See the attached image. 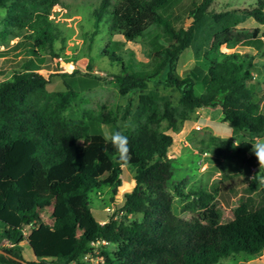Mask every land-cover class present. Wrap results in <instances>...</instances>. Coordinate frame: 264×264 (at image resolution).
I'll list each match as a JSON object with an SVG mask.
<instances>
[{
    "label": "trees",
    "instance_id": "1",
    "mask_svg": "<svg viewBox=\"0 0 264 264\" xmlns=\"http://www.w3.org/2000/svg\"><path fill=\"white\" fill-rule=\"evenodd\" d=\"M170 1L99 0L94 11L91 34L99 30L100 22L108 34L117 33L125 40L147 34V61L133 60L130 51L124 57L117 41L105 43L99 50L118 65L112 77L117 92L126 98L118 114L126 120L122 126L116 113H93L81 106V97L67 82L62 89L48 90V77L36 70L30 55L14 60L9 76L0 79V239L7 241L0 248L11 255L0 253V263H65L77 259L96 238L107 242L101 250V264H214L220 257L264 248L263 186L261 203L251 206L240 199L230 216L223 218L209 191H183L181 181L173 182L172 192L190 197L195 213L185 218L171 209L168 179L172 166L167 156L171 132L177 131L195 108L218 106L232 132L251 136L264 131V110L251 82L252 71L257 69L254 56L219 50L224 40L232 44L242 40L239 32L233 34L229 29L244 16L211 8V0H198L188 9L189 23L174 27L160 12ZM58 2L0 0V39L21 35L28 39L30 54L38 60L39 51L51 57L60 55L54 41L63 38L50 17L51 7ZM262 4L257 0L247 10L262 25L260 35H264ZM151 26L157 30L149 32ZM260 35L243 43L258 47ZM189 46L203 66L192 65L180 75L177 58ZM148 82L176 90L175 101L148 87ZM197 82L202 90L196 93L193 85ZM96 123H108L111 132L120 131L128 137L129 160H118L116 149L105 138L108 145L101 150L99 146L85 149L90 159H70L71 172L53 177L52 171L69 157L66 141L91 135L102 138ZM220 141L227 152H215L223 158L248 164L256 159L246 155L249 139L233 144L230 137ZM102 157L108 161L105 180L96 175ZM122 164L131 167L133 185L122 192L115 209L121 213L114 212L99 222L89 209L91 193L102 185L115 193ZM43 206L48 207L47 219L40 213ZM28 223V233L23 236L20 228ZM24 239L32 259L22 256Z\"/></svg>",
    "mask_w": 264,
    "mask_h": 264
},
{
    "label": "rangeland",
    "instance_id": "2",
    "mask_svg": "<svg viewBox=\"0 0 264 264\" xmlns=\"http://www.w3.org/2000/svg\"><path fill=\"white\" fill-rule=\"evenodd\" d=\"M197 1L171 0L160 12L170 18L174 27H184L190 21L188 9L193 2ZM262 1V10L264 11V0ZM256 2L257 0H211L209 7L221 11L232 10L236 15L244 16L243 20L229 29L233 34L239 32L242 40L236 44L224 40L219 46V50L244 52L254 56L253 60L257 64V69L252 71L251 82L256 90L255 96L259 106L264 110V35H260L262 25L256 23L247 14V10L255 6ZM98 3L99 0H59L58 4L51 7L50 17L56 22L60 29L59 35L63 38L62 42L59 39L54 41L57 54L62 55L61 61L54 62L52 58L55 56H48L43 51H39L41 59L38 60L35 54H30L28 39L21 35L0 39V79L9 76L14 60L30 55L34 65L38 66L36 70L48 77L46 83L48 90L62 89L64 82H67L81 97V106L89 108L93 113H116L117 123L122 126L126 120L120 119L118 114L122 112L126 98L117 92L112 77V74L117 72L118 65L101 56L99 50L105 43L117 41L119 52L124 57L128 56L130 51L133 60L147 61V34L135 40H125L117 33L108 34L103 22H100L99 30L91 34L95 19L94 11ZM148 30L153 32L157 29L151 26ZM259 35L262 41L257 44L258 47H255L254 43H243L245 39L250 40V38ZM196 64L203 66L201 59L195 57L193 48L189 46L178 55L176 70L182 75L186 68ZM60 65L62 68H59ZM72 69L75 71L70 74L59 73V71L69 72ZM147 85L155 87L161 93L168 94L173 102L178 95L176 90L161 84L148 82ZM201 90L200 83L197 82L193 85L194 92L197 93ZM134 101L135 94L131 99L132 104ZM195 118H198L196 122H194ZM188 119L193 126L186 127L183 133L175 137L167 151L172 166V174L168 179V189L172 194V211L185 218L195 213L189 204L190 197L182 198L172 192L171 184L178 181L182 182L179 185L183 191L197 188L209 191L223 218L230 216L231 208L240 199H244L251 206L261 203L260 187H264V168H260L258 165L250 178L248 163L233 157L223 158L222 154L216 153L215 150L227 152L226 145L220 141L221 139L230 137L231 144L242 139H249L252 144L255 138L264 137V131L251 136L239 131H229L226 129L229 123L222 120L218 109L210 110L206 114L193 113ZM95 126L100 131L102 138L91 135L66 141L69 157L52 171L53 177H60L71 172L70 159L81 161L90 159L84 152L86 148L99 146V150H101L108 145L104 139L106 134L111 132V125L96 123ZM209 136H214L215 139H211ZM246 155L254 156L251 146L246 151ZM96 175L101 180L108 177V161L103 157L99 160ZM119 177L120 184L116 187L115 193H111V188L106 185H102L98 191L91 193L92 203L89 209L95 219L108 216L103 209L105 206H110L115 210L121 202L122 192L125 189H130L133 185V183H129L133 181L129 165H121ZM47 211V206H43L40 210L45 219H47ZM21 244L23 258L31 259L33 254L26 240H22ZM2 245H7V241L3 238L0 239V246ZM111 247L112 245L108 244V248ZM237 255H241V253H236L234 257L230 255L220 257L214 264H236Z\"/></svg>",
    "mask_w": 264,
    "mask_h": 264
},
{
    "label": "built area",
    "instance_id": "3",
    "mask_svg": "<svg viewBox=\"0 0 264 264\" xmlns=\"http://www.w3.org/2000/svg\"><path fill=\"white\" fill-rule=\"evenodd\" d=\"M54 62H58L62 60V55H57L52 58ZM38 71V70H37ZM40 72V71H39ZM258 162L256 159L253 160L251 164H249L250 174L249 177L251 178L253 173L256 171L258 167ZM104 211L107 215H111L114 212L115 214L121 213L120 210L115 211L110 206H105ZM114 210V212H112ZM28 224H24L21 226L20 231L23 236H26L28 233ZM107 242L102 238H96L94 240H90L88 242V248L82 252L77 259L69 260L65 263H59V264H101L103 261V255L101 253L102 247L105 246Z\"/></svg>",
    "mask_w": 264,
    "mask_h": 264
},
{
    "label": "clouds",
    "instance_id": "4",
    "mask_svg": "<svg viewBox=\"0 0 264 264\" xmlns=\"http://www.w3.org/2000/svg\"><path fill=\"white\" fill-rule=\"evenodd\" d=\"M106 139L116 149L118 153V160L127 162L129 160V139L120 131L110 132L106 134ZM251 151L254 154L260 168H264V137H257L255 141L250 144ZM239 146V145H237Z\"/></svg>",
    "mask_w": 264,
    "mask_h": 264
},
{
    "label": "crops",
    "instance_id": "5",
    "mask_svg": "<svg viewBox=\"0 0 264 264\" xmlns=\"http://www.w3.org/2000/svg\"><path fill=\"white\" fill-rule=\"evenodd\" d=\"M215 109H218L219 113L221 114V110H220V108L218 106H215V107L199 106V107L195 108L194 114H197V113L206 114L210 110H215ZM197 120H198V118H195L194 119V122H196ZM191 126H193V125L190 124V120L189 119H185L182 122L181 128L178 131L171 132V135H172V144H173V141H174L175 137H178L181 133H183L185 131L186 127L189 128ZM226 129H228L230 131L231 130V126H229V125L226 126ZM167 151H168V149H167ZM129 183L132 184L133 181H130ZM125 190H128V189H125ZM96 220L99 221V222H102V221L105 220V218H99V219H96ZM234 255L235 254L230 255V256L234 257ZM237 256L238 257H237L236 264H264V248H262L260 251H258L256 253H252V254H244V253H241V255H237Z\"/></svg>",
    "mask_w": 264,
    "mask_h": 264
},
{
    "label": "water",
    "instance_id": "6",
    "mask_svg": "<svg viewBox=\"0 0 264 264\" xmlns=\"http://www.w3.org/2000/svg\"><path fill=\"white\" fill-rule=\"evenodd\" d=\"M59 68H62V65H60ZM0 253H2V254H7V255L11 256L9 253H7V252H6L5 250H3L2 248H0ZM20 261H21L22 263H25V260H24V259H20Z\"/></svg>",
    "mask_w": 264,
    "mask_h": 264
}]
</instances>
